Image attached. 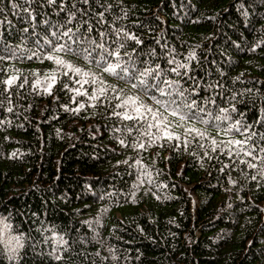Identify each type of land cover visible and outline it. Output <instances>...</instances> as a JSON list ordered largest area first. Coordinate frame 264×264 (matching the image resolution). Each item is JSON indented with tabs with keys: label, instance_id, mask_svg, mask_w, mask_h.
<instances>
[{
	"label": "trees",
	"instance_id": "1",
	"mask_svg": "<svg viewBox=\"0 0 264 264\" xmlns=\"http://www.w3.org/2000/svg\"><path fill=\"white\" fill-rule=\"evenodd\" d=\"M262 158L264 0H0V264H264Z\"/></svg>",
	"mask_w": 264,
	"mask_h": 264
},
{
	"label": "snow or ice",
	"instance_id": "2",
	"mask_svg": "<svg viewBox=\"0 0 264 264\" xmlns=\"http://www.w3.org/2000/svg\"><path fill=\"white\" fill-rule=\"evenodd\" d=\"M48 2L50 4L51 3H55V0H48ZM84 2L87 3V0H84ZM25 31H27V29H25ZM63 35L64 36H68L69 35V32H64ZM132 39H135V37H132ZM63 47L64 46L61 45V47L59 49H57V51L63 50ZM121 47H123V45H121ZM116 56L119 57V52L118 51L116 52ZM49 59H54V58L53 57H49ZM56 62L57 63H61V61L59 59H56ZM117 68H120V72H117ZM75 71L79 72L80 70L79 69H75ZM105 71H107V72H109V73H111L113 75H120L121 73H126L127 72V69L126 68H122L119 64H109V65H107L105 67ZM154 71H157V70L146 69L144 71H141L139 73V75L141 77L148 76V75H151L152 72H154ZM12 79H15V77H13ZM53 79H54V77H53ZM7 83L10 84L11 83V80L8 81ZM141 83H144V81L141 80ZM161 83L165 84L168 88H172L173 87V84H172L171 81H161ZM135 86L136 85L134 84L133 87H135ZM99 91L101 93H103L104 92V89L101 88ZM161 91L163 92V90H161ZM180 94L182 95V93H180ZM92 98L95 99V97H92ZM81 107H82V105H81ZM186 107L191 108V107H193V105L192 104H188V105H186ZM137 111H139V109H137ZM149 111H151V110L149 109ZM176 114H177L176 110H173L172 111V115H176ZM184 118H185L184 116H181L180 117V119H182V120ZM125 119H132V117L131 116H128V115H125ZM153 119H155V117ZM222 119H229V117L228 116H223ZM153 126L160 128V131L163 133V137H157V139H161V138H167V139H170V140L171 139H179L178 136H173V134L171 132L167 131V124L164 121L161 120V121H159L155 125H152V124L148 125L149 128H151ZM233 127H236L237 128V131H239V127H237L236 125H233ZM188 131L195 132V133H197L199 135H203V133H201L199 129L193 128V129H188ZM146 134H150V133H146ZM150 135H154V134H150ZM248 139H250V137H247L244 141H240V140L229 141V144H235V145H239L240 146V148L237 151V155H239L240 152H244L245 155L251 156L252 155V152L250 150L245 151V149L243 147V145L247 143V140ZM121 143L123 144V141H121ZM212 143H213V145H215L216 144V141L213 140ZM139 146L140 147H144L143 144H140ZM213 150H215V148H213ZM262 159H264V158H262ZM242 162L247 163L246 161H242ZM248 166L249 167H253V168L256 167V165L255 164H252V163H249ZM10 228H11V225H9V224H5L4 225V229H10ZM13 241H15L16 244L19 247H22V244L20 243L21 237H19V236L13 237L11 240L8 241V244L10 245ZM57 258L59 259V257H57Z\"/></svg>",
	"mask_w": 264,
	"mask_h": 264
}]
</instances>
